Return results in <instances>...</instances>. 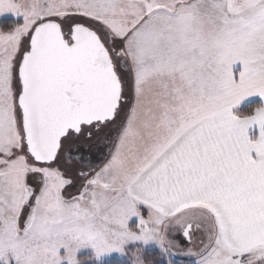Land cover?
<instances>
[{
    "label": "snow or ice",
    "instance_id": "obj_1",
    "mask_svg": "<svg viewBox=\"0 0 264 264\" xmlns=\"http://www.w3.org/2000/svg\"><path fill=\"white\" fill-rule=\"evenodd\" d=\"M8 18L0 264H264V0H0Z\"/></svg>",
    "mask_w": 264,
    "mask_h": 264
},
{
    "label": "rangeland",
    "instance_id": "obj_2",
    "mask_svg": "<svg viewBox=\"0 0 264 264\" xmlns=\"http://www.w3.org/2000/svg\"><path fill=\"white\" fill-rule=\"evenodd\" d=\"M5 16L7 17H11L12 14H5ZM8 19H12L15 21L14 18H8ZM4 19H0V21H2ZM20 22H22V18L19 19ZM242 69V64H240L239 62L237 63V65H234V71L237 73L238 75V72ZM252 101H260V102H263L264 103V100H262L259 96L257 97H254V98H250L249 100L245 101V104L249 102L251 103ZM262 103V104H263ZM247 105V104H246ZM68 175L69 177L73 178L74 179V184L69 186L67 189H66V194L67 193H76L79 189V186H80V183H81V180L79 178V176L77 175V167L76 166H72L69 168V172H68ZM175 235V238L180 242V244L182 245V247L184 249H187L189 247H192L193 250L196 249V247L198 246V240L201 238L202 236V232L201 233H198L196 237H194V243L190 244L186 239H184L182 237V235L177 232L174 234ZM114 258H117V259H121V260H125V258L123 257H120L118 255H113L112 257L109 258L110 259H114ZM178 260L179 261H184V260H188V261H191V264H193L194 262V257H191V256H180L178 257Z\"/></svg>",
    "mask_w": 264,
    "mask_h": 264
},
{
    "label": "trees",
    "instance_id": "obj_3",
    "mask_svg": "<svg viewBox=\"0 0 264 264\" xmlns=\"http://www.w3.org/2000/svg\"><path fill=\"white\" fill-rule=\"evenodd\" d=\"M14 23H15L14 20H12V19H6V20L0 21V26L6 28V27L13 26ZM261 104H262V102H260V101L251 102V103L245 105V107H247L245 110L246 111H250L254 107L259 106ZM157 251L158 250H150L147 253V255L149 256V258H150V260L152 262V264H156V262L159 261V259H160V257L157 254ZM109 264H126V262H125V260H121V259L114 258V259H110L109 260ZM179 264H191V261H188V260L179 261Z\"/></svg>",
    "mask_w": 264,
    "mask_h": 264
},
{
    "label": "crops",
    "instance_id": "obj_4",
    "mask_svg": "<svg viewBox=\"0 0 264 264\" xmlns=\"http://www.w3.org/2000/svg\"><path fill=\"white\" fill-rule=\"evenodd\" d=\"M252 102H254V101H252ZM250 103V102H249ZM263 103V102H262ZM246 104H248V103H246ZM245 104V105H246ZM264 104V103H263ZM254 135H258V128H257V130H256V132H255V134Z\"/></svg>",
    "mask_w": 264,
    "mask_h": 264
}]
</instances>
